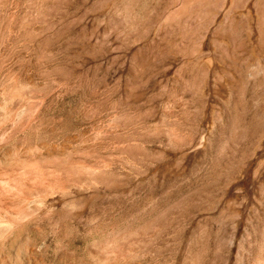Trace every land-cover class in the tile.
Wrapping results in <instances>:
<instances>
[{"label": "rangeland", "instance_id": "obj_1", "mask_svg": "<svg viewBox=\"0 0 264 264\" xmlns=\"http://www.w3.org/2000/svg\"><path fill=\"white\" fill-rule=\"evenodd\" d=\"M0 223V264H264V0H0Z\"/></svg>", "mask_w": 264, "mask_h": 264}, {"label": "bare ground", "instance_id": "obj_2", "mask_svg": "<svg viewBox=\"0 0 264 264\" xmlns=\"http://www.w3.org/2000/svg\"><path fill=\"white\" fill-rule=\"evenodd\" d=\"M2 220H3V219H2ZM8 221H9V220H8ZM6 222H7V221H6ZM8 223H9V222H8ZM6 224H7V223H6ZM0 225H1V223H0ZM8 226H9V225H8ZM8 226H7V227H8ZM7 227H6V228H7ZM13 227H14V226H13ZM8 228H9V227H8ZM8 228H7V229H8ZM4 229H5V228H4ZM8 230H9V229H8ZM6 233H7V230H6ZM30 242H31V241H30ZM30 244H31V243H30ZM20 248H21V247H20Z\"/></svg>", "mask_w": 264, "mask_h": 264}]
</instances>
